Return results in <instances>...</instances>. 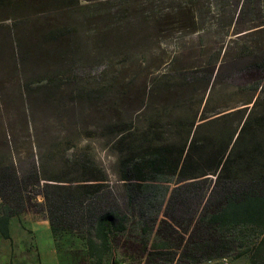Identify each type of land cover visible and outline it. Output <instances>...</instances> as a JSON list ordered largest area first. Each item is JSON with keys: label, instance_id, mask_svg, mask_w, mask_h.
I'll list each match as a JSON object with an SVG mask.
<instances>
[{"label": "trees", "instance_id": "obj_1", "mask_svg": "<svg viewBox=\"0 0 264 264\" xmlns=\"http://www.w3.org/2000/svg\"><path fill=\"white\" fill-rule=\"evenodd\" d=\"M0 5L35 10L23 0ZM41 5L44 12L79 13L86 34L114 39L100 52H108L109 60L67 55L60 72L76 77L93 71L100 80L131 72L143 108L109 124L118 192L107 184L109 173L98 164L92 144L71 153L58 146L42 153L33 141L20 158L11 140L0 143L4 237L12 217L32 210L45 213L55 236L81 238L92 264H120L119 245L130 240L131 220H138L142 253L155 234L151 246L161 251L160 258L166 256L164 264L228 256L256 234L261 238L255 245L264 250V0H44ZM252 21L250 32L258 36L243 42L240 26ZM75 33L71 26L51 30L54 39ZM176 34L181 41L168 42ZM188 36L198 40L188 43L183 40ZM120 47L128 56L117 63L111 54L119 55Z\"/></svg>", "mask_w": 264, "mask_h": 264}, {"label": "rangeland", "instance_id": "obj_2", "mask_svg": "<svg viewBox=\"0 0 264 264\" xmlns=\"http://www.w3.org/2000/svg\"><path fill=\"white\" fill-rule=\"evenodd\" d=\"M23 1L33 5L35 10L0 5V143L11 140L10 145L20 152V158L31 151L33 141L42 153L56 146L59 152L68 150L71 153L76 147L92 144L98 164L109 173L107 184L121 191L109 124L143 108L141 94L136 95L139 84L134 82L131 72L119 78L108 73L104 80H100V73L93 71L76 77L64 75L60 72L65 68L64 57L92 60L102 56L108 59V52H100L113 45L114 39H101L97 32L86 34L79 13H67L65 8L44 12L41 5L44 0ZM253 22L240 26L245 30L242 31L245 34L243 42L257 38L258 34L250 32L249 28ZM64 26L75 28L76 33L54 39L51 30ZM193 39L198 40L195 36L183 40L189 43ZM180 41L179 34L168 40ZM133 42H141V39L135 38ZM120 49L121 55L111 54L117 63L128 56L125 47ZM130 82L133 83L131 89L127 87ZM229 90L227 88L225 93ZM159 218H163L162 213ZM137 227L138 220H131L130 240L119 245L120 264L167 262L166 256L160 258L162 255L158 252L161 251L151 246L156 241L155 234L148 238V248L142 253L144 241L139 242L141 235ZM256 237V240H247L245 245L238 243L237 249L228 256L200 264H264V250L255 245L261 234ZM58 244L59 250L56 249ZM239 252L242 253L237 256ZM42 259L45 264H92L85 242L73 235L55 236L45 213L30 210L12 217L9 237H4L0 231V264H42Z\"/></svg>", "mask_w": 264, "mask_h": 264}, {"label": "crops", "instance_id": "obj_3", "mask_svg": "<svg viewBox=\"0 0 264 264\" xmlns=\"http://www.w3.org/2000/svg\"><path fill=\"white\" fill-rule=\"evenodd\" d=\"M54 252H56V251H54ZM45 260L44 259H42V264H45V262H44ZM58 264V263H57Z\"/></svg>", "mask_w": 264, "mask_h": 264}]
</instances>
